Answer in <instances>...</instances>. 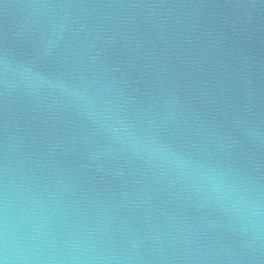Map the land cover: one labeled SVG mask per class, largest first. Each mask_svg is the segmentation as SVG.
<instances>
[{"label": "water", "instance_id": "1", "mask_svg": "<svg viewBox=\"0 0 264 264\" xmlns=\"http://www.w3.org/2000/svg\"><path fill=\"white\" fill-rule=\"evenodd\" d=\"M3 264H264V0H0Z\"/></svg>", "mask_w": 264, "mask_h": 264}, {"label": "clouds", "instance_id": "2", "mask_svg": "<svg viewBox=\"0 0 264 264\" xmlns=\"http://www.w3.org/2000/svg\"><path fill=\"white\" fill-rule=\"evenodd\" d=\"M0 264H3V261H0Z\"/></svg>", "mask_w": 264, "mask_h": 264}]
</instances>
